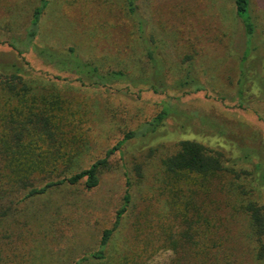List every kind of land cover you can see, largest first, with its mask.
Segmentation results:
<instances>
[{"label": "rangeland", "instance_id": "1", "mask_svg": "<svg viewBox=\"0 0 264 264\" xmlns=\"http://www.w3.org/2000/svg\"><path fill=\"white\" fill-rule=\"evenodd\" d=\"M132 1L49 0L33 42L59 52L73 48L100 70H122L134 79L150 73L145 53L156 45L155 57L173 72L161 94L125 81L106 89L82 86L75 74L54 68L31 48L18 57L8 42L0 44L4 64L28 62L23 67L37 99L60 101L62 121H55L77 150L73 167L103 157L124 133L138 132L109 157L96 187L81 182L52 191L63 238L46 239L45 218L26 227L25 243H9L35 264H70L97 247L128 182L131 200L112 240L114 264L126 256L137 264H264L245 211L247 201L264 209V0H249L254 50L244 48L231 0H135L133 13ZM36 2L0 0V40L25 34ZM188 52L195 54L191 73L205 89L183 95L172 80L180 77L176 65ZM164 103L169 115L144 132L141 126ZM186 139L221 153L222 170L168 177L162 160ZM12 247L5 246V254Z\"/></svg>", "mask_w": 264, "mask_h": 264}, {"label": "trees", "instance_id": "2", "mask_svg": "<svg viewBox=\"0 0 264 264\" xmlns=\"http://www.w3.org/2000/svg\"><path fill=\"white\" fill-rule=\"evenodd\" d=\"M48 1L37 0L36 5L31 9L29 23L22 37L10 36L9 41L0 40V44L8 42L11 50L18 57H23L22 53L31 48L41 60L54 68L75 74V80L82 86L106 89L115 82L125 81L128 86L132 84L138 87L139 91L142 90L139 85H143L153 93L165 92L166 77L173 75V72L165 67L162 58L161 60L155 57L154 53L158 50L156 45L154 49L147 48L145 53V66L149 64L150 73L135 79L122 70L102 71L96 64L82 60L74 53L73 48L59 52L47 46L34 45L33 40L38 33L39 19ZM134 1L130 6L132 13ZM231 1L243 29L244 48L254 50L256 24L250 14V1ZM138 29L140 34L142 32V36L145 25L142 30L139 27ZM194 55V52L184 54L176 65L179 76L181 77L183 73L184 75L173 79L175 83L173 86L180 88L183 95L205 89L202 82L191 73ZM25 65L28 67L29 64L24 58L9 64L0 61V264H35L31 258L24 257L25 253L22 258V254L16 252L20 250L16 247V243H13L12 247L9 239L20 238V243H25V234L28 231L26 227L31 228L36 223L42 224L45 218L47 220L42 232L46 239L54 243L57 238H63L62 227L57 228L55 218L57 213L54 212L50 195L52 191L81 182L87 189L96 187L102 171L109 165V157L138 133L135 130L124 133L123 137L109 148L103 157L94 159L86 166L81 164L73 167L77 150L73 149V146L69 147L62 129L55 121L56 119L59 123L62 121L60 115L62 108L56 106L60 101L55 98L47 102L41 97L37 99L32 87L28 85L29 77L26 76L28 73L23 67ZM241 74H244L243 70ZM242 91V87H239L238 94L241 95ZM35 99L38 102L42 99L43 107H35ZM239 105H242L241 102ZM170 112V106L164 103L161 110L141 126L142 130L155 131ZM221 158V153H209L203 144L186 139L179 142L175 153L164 158L162 164L168 177L177 178L183 172L198 175L217 173L222 170ZM126 183L123 204L117 210L112 225L101 231L97 247L76 257L78 259L72 257L74 260H71L70 264H114V261H111V252L115 249L113 236H116L119 231L124 212L131 200L129 183ZM245 211L252 235L258 243V255L264 258V209L257 207L254 202L247 201ZM5 246L12 247V249L6 248V251H9L6 254ZM70 249L67 248L66 251ZM122 260L124 261L120 264H137L134 260L129 261L127 256Z\"/></svg>", "mask_w": 264, "mask_h": 264}]
</instances>
